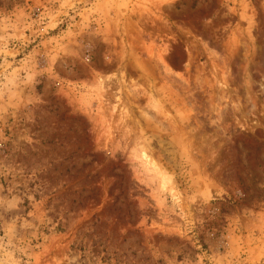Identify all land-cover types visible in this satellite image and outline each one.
I'll return each mask as SVG.
<instances>
[{
    "label": "rangeland",
    "instance_id": "obj_1",
    "mask_svg": "<svg viewBox=\"0 0 264 264\" xmlns=\"http://www.w3.org/2000/svg\"><path fill=\"white\" fill-rule=\"evenodd\" d=\"M0 264H264V0H0Z\"/></svg>",
    "mask_w": 264,
    "mask_h": 264
}]
</instances>
